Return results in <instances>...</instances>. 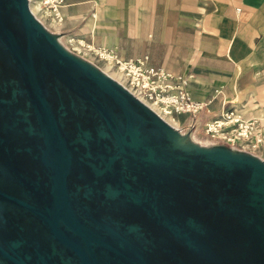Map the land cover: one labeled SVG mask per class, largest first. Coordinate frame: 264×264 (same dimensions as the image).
I'll use <instances>...</instances> for the list:
<instances>
[{"label": "crops", "instance_id": "obj_1", "mask_svg": "<svg viewBox=\"0 0 264 264\" xmlns=\"http://www.w3.org/2000/svg\"><path fill=\"white\" fill-rule=\"evenodd\" d=\"M59 10L62 22L55 31L63 41L70 36L121 58L147 54L155 66L190 75L188 89L195 99L213 98L203 119L216 118L225 102L245 118L258 116L264 128V0H62ZM174 117L189 121L187 114ZM157 146L164 148V164L141 160L143 166L133 169L148 170L146 186L125 173L130 166L117 153L113 163L120 158L121 172L114 179L108 175V187L115 183L138 208L145 205L165 218L188 214L187 222L198 230L192 217L222 220L228 230L242 233V250L258 251V264H264V157L222 142ZM156 185L175 198L160 202ZM242 256L256 264L251 253Z\"/></svg>", "mask_w": 264, "mask_h": 264}, {"label": "rangeland", "instance_id": "obj_2", "mask_svg": "<svg viewBox=\"0 0 264 264\" xmlns=\"http://www.w3.org/2000/svg\"><path fill=\"white\" fill-rule=\"evenodd\" d=\"M41 8L42 9L34 15L30 12L27 17V22L30 31V46L34 51L35 59L38 58L40 62L47 67V70L46 73L42 75L39 73L35 63L33 72L39 89L41 93L45 95L57 120L62 136L61 138L66 144L67 189L71 191L79 190V193L77 192L72 195L73 198H79L78 201L74 202L72 196L69 195L71 207L76 213V206L81 205L86 217V219L78 217L81 222L85 226L91 228L96 234L103 235L117 248L127 252L119 238L111 233L105 226H101L98 222H103L106 226L128 238L143 252L142 246L137 240L123 233L114 223L110 222H113L115 218V210L113 208L95 204L97 208L91 209L88 204H86L90 202L91 198L88 199L84 196L85 191L82 190L83 184L87 183L88 185H96L99 188H106L108 185L105 183V180L108 175L103 176L102 180H97L98 178L93 177L89 172L79 169L72 161V157L76 152L72 149L70 139L76 137V120L86 118L87 123L92 126V120L100 119V123L106 127V134L111 139L116 140L96 105L97 103L102 104L104 109L107 110L106 113L112 116L118 126V123H126L124 112L121 110L118 102L103 90L101 86L94 82L84 70L58 52L59 50L55 41L49 35V32H56L55 30H57L58 27L54 26L55 22L51 16L47 15L49 10L43 9L42 5ZM6 35H10L17 44L25 48L26 38L19 16L18 0H0V54L11 57L10 60L7 59L4 61V66L8 72L6 83L11 89H4L1 95V104L5 107L7 121L9 124L11 123V125L7 123L5 125L0 121V161L3 162L5 166L11 167L17 171L24 180L30 183V185L22 192L17 191L12 193L0 189V205L12 208L10 211L18 214L17 217L11 216L12 220L18 222V224L26 223L29 230L19 228L16 224L11 227L6 234V230H3L1 226L3 222L0 216V264H16L9 258L10 256L22 264H54L49 255V246L54 247L61 258L70 264H81L75 252L68 246L60 243L50 232L45 219L35 212V210L46 212V207L49 204L53 191L52 173L41 159L42 152L46 146L47 135L46 131L42 129L33 108L32 99L35 98V94L28 89V85L23 77L24 72L12 56V52L6 41ZM68 38L72 37H66L63 41L68 50L77 53L86 60H90L93 66L101 71L105 61L90 54V52L84 49V46H81L79 52L73 50L72 47L75 44L74 38L70 43ZM56 76L82 98L80 106L64 105L58 107V115L56 114L55 100L51 99L50 92L48 93L46 91L47 85L55 89ZM136 111L139 112L138 109H136ZM75 113L78 115L76 116ZM237 114L240 115V113ZM141 116L145 117L146 115L142 114ZM201 116V119L197 122L199 125L198 128L191 127L189 116V121L187 123L184 124L182 121L177 120L178 123L176 126L180 127L181 131L189 130L194 139L199 140L203 145L216 142L220 144L221 142L228 143L240 150L250 151V153L258 157H264L262 148L253 149L247 145V141L234 139L232 142H226L221 139L213 138L209 136V134H205L203 132L204 124L210 121V119H203L205 116ZM241 117L247 119L243 116ZM257 117L258 116L249 117V119L255 121L253 129L261 133L262 141H264L263 124ZM15 119L16 121L14 122ZM140 121H142V118ZM28 124L31 125L29 131L25 128ZM142 124L143 126L147 125L143 122ZM149 126L152 125L149 124ZM255 126L257 128H255ZM128 140L129 137L126 135V142H124L126 144H124L126 149H129L127 148ZM76 144L79 149L77 153L84 150V146L80 142H76ZM119 159L120 158L117 157L114 160V164L118 167L120 165L117 162L120 161ZM81 172L84 173V177H82ZM131 174L135 175V177L138 178L137 180L146 186L147 180L149 179L147 177L148 170H143V172H136L133 170ZM155 177L163 179V175H156ZM166 190L167 189L162 186H155V191L157 192L156 198L158 197L160 202L161 200H166L168 202L175 198L173 194H169ZM9 195L24 203L18 202ZM93 200L94 199H92V201ZM195 204H200V202ZM27 205H30V207ZM138 205V203L135 204L130 201L121 211L125 219L119 218V221L122 220L127 224L133 223L141 226V231L144 230L145 232L144 236H147L149 239V246L164 258L165 263L197 264V261L203 260V264H209V254L207 250L204 251L201 246L204 236H208L210 240L208 242V249L221 247L222 249L233 252L238 251V257L243 262H245L247 256L244 257L242 255L251 253L253 261L256 264L259 262L260 256H258V251L244 252L242 250V233L238 230H235V232L228 230L225 222L222 220H218V222L215 220L213 223L207 219L205 220V218L197 219L192 217L194 219L192 221L200 224L201 230H198L195 226L187 222L188 214L186 216H184V214H168L170 218H165L164 216H166V213L154 211V216L152 210L146 208L145 205H142L141 208H138ZM102 209L104 211L103 217L99 212V210ZM91 216L98 221L95 222ZM163 217L165 219H163ZM59 225L62 230L85 247L82 238L68 228L62 220H60ZM31 230H34V232ZM184 234H186L187 237H185ZM6 235L12 238L19 236L20 243L17 245L8 243L6 241ZM88 244L96 255L97 264H131L116 254L117 257L114 256V252L110 250L111 254L106 252L103 248L104 246L94 240H88ZM232 247L236 249L232 250ZM214 264L221 263L216 262Z\"/></svg>", "mask_w": 264, "mask_h": 264}, {"label": "bare ground", "instance_id": "obj_3", "mask_svg": "<svg viewBox=\"0 0 264 264\" xmlns=\"http://www.w3.org/2000/svg\"><path fill=\"white\" fill-rule=\"evenodd\" d=\"M40 0H27L28 8L30 12L34 15L39 12L41 8ZM54 26L58 27L60 25L59 22L55 21ZM49 35L55 40L61 48L66 50L72 57L79 60L82 64L89 67L93 70L97 75L103 77L107 82L111 84L118 92L121 93L123 99L130 107V117L131 122L128 123L127 126L124 124L119 123L120 127L124 130V133L119 132L114 125L113 119L106 114V121L109 126L112 127L113 131L116 135V140L111 139L106 134V127L100 123V119L92 120L90 126L87 123V119H78L75 121V128H76V137L70 139L72 149L76 152L73 157L72 161L75 166L79 169L89 172L93 177L98 178L97 180H102L103 176L110 175L113 179L117 173H120V169L113 163L114 155L119 153L124 155L123 157L127 161L128 165L130 166L128 171H125L127 175H131L133 168H139L143 166V162L141 160L149 161V162H159L164 164L167 159L165 158L164 154L165 151L162 152L164 148H167L168 145H165L163 149L160 151L157 150V143H164V144H172L176 147H188L192 144L201 146L199 140L194 139L192 134L189 130L181 131L180 127L176 126L178 121L177 119L168 114L162 113L156 107L147 104V107L153 112H148L146 109L143 108V105L140 104L139 101L133 99L130 95L127 94V90L125 89L124 79L118 71H115L112 68L111 61L107 57V60H104L105 63L103 64L101 71L98 70L90 60H86L82 58L77 53L71 52L68 50L66 45L64 44L63 40L60 38V34L58 32H49ZM73 40V38H68L69 43ZM73 48L75 50L80 51L82 44L84 42L82 40L78 42H74ZM10 60L11 57L4 56L0 54V121L1 123L9 124L7 121L5 107L1 104V95L4 89H11L9 85L6 83L7 77V69L4 66L5 60ZM36 66L39 70V73L42 75L46 73L47 67L40 62L38 58L35 59ZM55 89L51 88L50 85H47L46 91L51 94V99L55 100L56 103V114L58 115V107L64 105H71V106H80L82 103V98L70 87L63 82L59 77H55ZM51 101V100H50ZM49 101V102H50ZM99 106V104L97 105ZM139 110V112L136 111ZM19 110V109H18ZM146 115L145 117L141 116L142 114ZM77 116L78 114L75 113ZM24 117V116H23ZM25 118V117H24ZM142 118V122L147 124L142 129H139V124L137 120ZM16 119L14 120V122ZM149 124L157 126L158 129L148 127ZM26 130L31 129V125L28 124L25 126ZM129 137L127 145L129 149H124L121 147V141H125V136ZM121 138V139H120ZM117 141V143H116ZM76 142H80L84 146V150L80 153L78 152V146ZM131 150V152H130ZM129 151V152H128ZM135 151H144L145 153L142 155H137ZM127 156V157H126ZM139 160V162H136ZM191 161V160H188ZM249 163H255L252 159H247ZM82 177H84V173L81 172ZM95 180V181H97ZM30 183L14 169L11 167L5 166L3 162L0 161V189L6 192H17V191H24ZM82 190L85 191V197L88 199L91 198L88 206L91 209L97 208L95 204H99V206H107L113 208L115 210V218L111 223H114L115 226L120 229L123 233L133 237L137 240L138 243L142 246L143 253L151 262V264H173V263H165L164 258L156 253L152 248L149 246V239L145 235L144 230L141 231V226L138 224H127L124 221L120 220L125 219L122 216V210L127 206L130 202V199L127 196H122L120 194V190L116 187L115 183L106 188H99L96 185H88L87 183L83 184ZM79 193V190H68L69 195H73L75 193ZM99 197V198H98ZM72 199L78 201L79 198L72 196ZM92 199H94L92 201ZM100 199V200H99ZM257 197L249 196V201L255 203ZM100 201V202H99ZM12 208L6 207L4 205H0V216L2 218L3 224L2 229L7 231L15 226L18 225L19 228L28 229L26 223H19L12 220L11 216L17 217L18 214L10 211ZM76 214L78 217L82 219H86L83 209L81 205L76 206ZM96 210V209H95ZM12 212V213H11ZM104 215V211L99 210ZM143 228V227H142ZM32 231V230H31ZM34 232V230L32 231ZM6 241L8 243H13L17 245L20 243V237H10L6 235ZM209 237L204 236L201 242V246L203 250H207L209 254V264H214L216 262H220L221 264H254L252 262L245 261L243 262L238 257V251H230L226 249H222L221 247H214L208 249V242ZM106 252H111L103 247ZM49 255L52 258L54 264H70L69 262L63 260L61 256L58 254L56 249L52 246H49ZM116 256L115 254H113ZM117 257V256H116ZM197 264H203L202 261H197Z\"/></svg>", "mask_w": 264, "mask_h": 264}, {"label": "built area", "instance_id": "obj_4", "mask_svg": "<svg viewBox=\"0 0 264 264\" xmlns=\"http://www.w3.org/2000/svg\"><path fill=\"white\" fill-rule=\"evenodd\" d=\"M40 1L43 9L49 10L47 15L61 23L59 8L62 0ZM82 46L99 59L107 60L108 57L112 68L123 77L127 92L143 105L150 104L162 113L172 116L187 114L192 128L199 127L197 122L201 119V115L209 114V104L213 98L195 99L188 89L190 75L173 73L161 66H155L149 62L147 54L121 58L114 50L90 44H82ZM72 49L75 50L73 47ZM224 106L225 102H222L218 116L204 124L203 132L226 142H232L234 139L247 141V145L251 148H262L264 151L261 133L253 129L255 121L244 119L232 108Z\"/></svg>", "mask_w": 264, "mask_h": 264}, {"label": "water", "instance_id": "obj_5", "mask_svg": "<svg viewBox=\"0 0 264 264\" xmlns=\"http://www.w3.org/2000/svg\"><path fill=\"white\" fill-rule=\"evenodd\" d=\"M18 10H19V16L21 18V22H22V25L24 28V34H25V38H26V46L24 48L23 46H20L19 44H17L16 41L14 40V38H11L10 35H6V41L8 42V46L10 48V51L12 52L13 58L18 62L19 66L21 67V69L24 72L23 77H24V80L27 84L26 71L28 69H31V73L34 76L33 71H34V67H35V62H34L35 56H34V51L32 50V48L30 46V31H29V26H28V22H27V17L30 13L28 5H27V0H18ZM55 43H56L57 48L59 50L58 52H60L61 55L65 56L66 58H69V60H71L72 62L77 64V66L80 67L82 70H84L94 82H96L99 86H101L103 88V90H105L110 96H112L114 98V100H116V102H118L121 110L124 112V115L126 117V123H124V126H127L128 123L131 122L130 107L127 105V103L123 99V96L121 95V93L118 92V90H116L114 87H112L111 84L109 82H107L103 77L97 75L93 70H91L86 65L82 64L80 61H78L77 59L72 57L70 54H67L68 52H66V50L61 48L56 41H55ZM28 89L33 92L32 88H30L29 86H28ZM33 93L35 94V98L32 99V104H33L35 114L38 117L39 122L42 126V129L44 131H46V130L49 131V129H51V131H54L56 140L60 141L63 148L66 150V144L64 143V141L61 138L62 136L60 134V130H59L57 120H56V118H55V116H54V114H53V112L49 106V103H48L45 95L41 93L40 89H38L37 93L36 92H33ZM127 94L130 95L128 92H127ZM133 99H135V98H133ZM98 104H99V106H97ZM140 104L143 105L142 103H140ZM97 105L96 106L99 108L100 112L102 113V116H103L106 124L108 125L113 136L116 139L115 132L113 131L112 127L109 126V124L106 121L107 110L104 109L102 104L97 103ZM143 108L146 109L148 112H152L145 105H143ZM40 110H41V113H40ZM107 115H109V114H107ZM110 117L112 118V116H110ZM140 120H141V118H140ZM113 121H114L115 128L119 132L123 133L124 130L120 127V124L118 123L119 124V126H118L117 122H115L114 119H113ZM122 124H123V122H122ZM46 135H47V133H46ZM46 138H47L46 146L42 152L41 159L45 165L53 167L52 164H53V162H56V161L54 159H52L51 161L47 160V153L49 151L48 135ZM120 143H121V147L126 149L124 147L125 143L123 141H121ZM64 166H65V168L63 170L56 168L57 174L54 177H52V186H53L54 190L59 191L61 193L63 198L67 201V204H69L70 211L72 214L71 217H72V220L74 221L75 225L69 223V221H67V220H64V219H61V220L67 225L68 228H70L75 234H77L80 238H82V240L84 241L85 247H83L80 242L76 241L69 234H67L64 230H62V228L59 225L60 220L58 217V213L53 212L54 210L52 208L46 207L45 213H42L38 210H35V212H37L40 216H42L45 219V221L49 227V230L53 234V236L60 243L64 244L65 246H68L70 249H72L75 252L76 256L79 258L81 264H97L96 255H95L94 251L92 250V248L90 247V245L88 244V240H90V239L98 242L100 245L104 246L105 248H107L111 252H114V254L120 256L126 262H129L131 264H151V262L148 260V258L145 256V254L142 252V250H140L128 238H126L123 235L119 234L118 232L114 231L112 228L106 226L103 222H98V223L101 224V226H105L111 233L115 234L119 238V240L123 243L127 252L117 248L115 245H113L111 242H109L108 239H106L103 235L96 234L95 232H93V230L91 228L85 226L81 222V220L78 218V215L74 212V210L72 209V207L70 205L68 189L66 186V158L65 157H64ZM53 168H55V167H53ZM10 197L14 198L13 196H10ZM14 199H16L18 202L24 203V202L18 200L17 198H14ZM27 206L30 207V205H27ZM91 218L95 222L98 221L93 216H91ZM131 255L134 256V260H130ZM9 258H11L16 264H22L18 260H16L15 258H13L11 256Z\"/></svg>", "mask_w": 264, "mask_h": 264}, {"label": "flooded vegetation", "instance_id": "obj_6", "mask_svg": "<svg viewBox=\"0 0 264 264\" xmlns=\"http://www.w3.org/2000/svg\"><path fill=\"white\" fill-rule=\"evenodd\" d=\"M26 80H27L28 86L32 88L33 92L37 93L39 87L35 79V76H33V74L31 73V69H28L26 71ZM40 113H41V110H40ZM50 131L51 129H49V131L46 130V133L49 138V151L47 153V160L51 161L52 159H54L56 161V162H53L52 164L53 167L55 168L48 166L49 170L52 173V177H54L57 174L56 168L60 170L61 169L63 170L65 168L64 166L65 149L63 148L61 142L56 140L54 131H51V132ZM47 207L52 208L54 210L53 212L58 213L59 220L64 219V220L69 221V223L75 225L71 217L72 214L70 211L69 204H67V201L63 198L61 193L59 191L54 190V188H53L51 198H50V201ZM40 212L44 213L43 211H40ZM130 260H134L133 255L130 256Z\"/></svg>", "mask_w": 264, "mask_h": 264}]
</instances>
